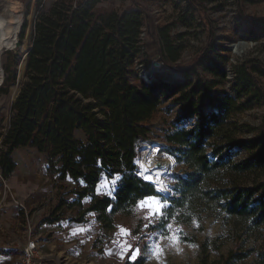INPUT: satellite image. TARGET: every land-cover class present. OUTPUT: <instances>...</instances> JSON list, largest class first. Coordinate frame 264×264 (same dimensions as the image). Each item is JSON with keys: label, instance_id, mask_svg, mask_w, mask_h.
<instances>
[{"label": "trees", "instance_id": "obj_1", "mask_svg": "<svg viewBox=\"0 0 264 264\" xmlns=\"http://www.w3.org/2000/svg\"><path fill=\"white\" fill-rule=\"evenodd\" d=\"M108 1L53 0L47 6V0H35L24 79L0 135V177L8 180L14 172L15 151L30 148L46 155L47 172L58 183L76 186L68 192L75 196L73 201L59 202L55 209L57 213L63 205L76 208L74 222L81 223L91 213L103 228L110 229L116 216L130 215L144 197L156 195L166 201L163 208L168 219L176 211L207 207L248 229L264 226V115L255 130L249 124L231 122L242 106L233 97L210 95L216 86L213 81H189L184 65L176 66L184 76L182 83L134 85L136 64H147L144 55L154 51L164 60V37L147 14L145 0H131L132 10L97 13L98 6ZM245 1L233 0L236 16L257 39L264 32V16L243 14ZM189 2L208 21L205 9L195 0ZM26 27L24 21L20 39ZM207 36L193 63L214 49L212 26ZM9 55L13 58L3 66L0 92L17 82L15 66L20 59ZM170 60L176 61V56ZM233 74L236 93L264 99L262 61L248 59L234 66ZM172 98L179 106L176 121H189L191 127L174 126L164 133L165 144L158 152L174 159L181 171L172 178L171 195L163 198L137 175L136 159L139 144L150 132L146 123ZM204 105L212 109L204 110ZM240 129L252 132V137L245 141L236 136ZM240 152L246 156L234 159ZM103 177L117 178L112 197L96 194ZM84 199L88 200L85 208ZM52 216L46 219L49 224L60 220Z\"/></svg>", "mask_w": 264, "mask_h": 264}, {"label": "rangeland", "instance_id": "obj_2", "mask_svg": "<svg viewBox=\"0 0 264 264\" xmlns=\"http://www.w3.org/2000/svg\"><path fill=\"white\" fill-rule=\"evenodd\" d=\"M9 1L20 4L17 13L22 16L21 25L26 21L27 27L22 39L18 37L19 32L17 34L20 46L3 50L0 54V70L4 78L3 66L13 58L9 53H13L15 59H20L15 66L18 75L16 84L8 87L6 92H0V135L7 127L10 107L19 90L20 66L30 44H23V40L27 31L32 29L36 15L35 0H0V15ZM52 1L47 0L46 5ZM195 1L205 9L208 21L189 0H145L147 14L164 37L165 58H158L151 51L143 57L147 59L144 66H150V62L156 59L163 61L170 69L173 66L176 69L177 65L188 66L189 81H213L216 86L210 95L233 97L242 106L241 111L232 115L231 122L236 121L239 126L249 124L252 129H258L264 115V99L254 94L245 96L235 92L233 67L253 58L264 64V32L258 33L257 39L251 36L250 26L238 20L233 0ZM134 8L131 0H109L98 6L97 13L110 9L123 12ZM241 8L247 16H264V0H246ZM210 24L215 35L214 49L200 62L193 63L207 43ZM143 37L148 40L145 34ZM237 43H243L238 47L242 50L241 54L227 50ZM171 55L176 56V61L170 60ZM136 71L131 80L139 86L137 67ZM165 75L169 76V73ZM182 78L184 80V76ZM261 86L264 89L263 77ZM178 107L173 103V98L165 100L146 123L150 132L137 150L138 173L140 167L137 161L142 146L148 145L158 151L165 144L163 136L167 129L174 126L191 127L189 121H176ZM203 109L210 110L212 107L204 105ZM236 136L248 141L252 132L246 133L240 129L236 131ZM159 155L163 159H172L165 153L159 152ZM245 156L244 152H240L234 159L241 160ZM12 157L16 163L14 172L8 180L0 177V264L10 261L8 256H19L22 246L29 240L37 242V255L43 259V264H129V256H136L135 262L138 264H264V226L248 229L245 224L234 222L207 207L176 211L168 219L164 214L150 216L146 208L137 205L130 215L116 216L110 229L103 228L91 213L82 217L81 225H75L80 224L72 220L77 216L76 208L63 205L57 213L55 209H58L59 202L73 201L75 196L68 192L76 186L70 182L58 183L56 177L47 172L45 154L24 148L15 151ZM172 161L173 167L166 175L170 194L166 196L160 193L163 198L171 195L172 178L181 171V167L174 164V159ZM145 171L148 169L144 168L141 172L144 174ZM261 179L264 181V174ZM116 180L103 177L96 194L112 197ZM159 199L163 201V207L167 205L166 201ZM87 204L88 200L84 199L83 208ZM52 213V218L60 217L57 226L46 222ZM49 226L56 230L47 231ZM230 255L239 258H229Z\"/></svg>", "mask_w": 264, "mask_h": 264}, {"label": "bare ground", "instance_id": "obj_3", "mask_svg": "<svg viewBox=\"0 0 264 264\" xmlns=\"http://www.w3.org/2000/svg\"><path fill=\"white\" fill-rule=\"evenodd\" d=\"M20 7V4L14 1H9L4 9V13L0 15V54L3 50L13 49L15 42L17 40V34L20 29L22 22L21 14H18L17 11ZM29 19V17H28ZM30 42V30L27 31L23 44L28 45ZM236 54H241L242 50L239 48L236 49ZM20 77L23 71V62L20 66ZM160 72L157 68H154L146 73V76L151 75L152 73ZM0 75L2 72L0 70ZM173 77V76H172ZM2 82V77L0 76V84ZM138 164L140 167V172L147 168L148 171L141 172L143 178L151 180L152 184L156 187L157 191L163 193V189L167 188V179L166 175L170 173V170L173 167V161L170 158L163 159L159 155V152L156 148H152L148 145H144L141 149ZM161 164V167L156 169L154 166L156 164Z\"/></svg>", "mask_w": 264, "mask_h": 264}, {"label": "built area", "instance_id": "obj_4", "mask_svg": "<svg viewBox=\"0 0 264 264\" xmlns=\"http://www.w3.org/2000/svg\"><path fill=\"white\" fill-rule=\"evenodd\" d=\"M157 68L160 72L152 73L149 76H146V73L150 70ZM138 74L137 79L139 82H143L146 86H150L153 84H157L159 81L165 82L168 85L179 84L183 82L182 75L179 71L175 69L173 66L171 69L164 65L160 59H156L155 61L150 62V66L138 65L137 66ZM165 73H169V76L165 75ZM2 77L3 82V75ZM173 76V77H172ZM1 82V84H2ZM0 84V86H1ZM38 244L36 241L29 240L25 243L21 250L20 255L15 257L13 261L8 264H43V259L38 257Z\"/></svg>", "mask_w": 264, "mask_h": 264}, {"label": "snow or ice", "instance_id": "obj_5", "mask_svg": "<svg viewBox=\"0 0 264 264\" xmlns=\"http://www.w3.org/2000/svg\"><path fill=\"white\" fill-rule=\"evenodd\" d=\"M144 182L146 184H150L151 180L145 177ZM138 207L142 209L146 208L150 216H156V215L162 216L164 214L163 201H161L159 197L156 195L144 197V199L139 202ZM137 252H139V249H137ZM136 259H137L136 256H129L128 257L129 264H135Z\"/></svg>", "mask_w": 264, "mask_h": 264}, {"label": "water", "instance_id": "obj_6", "mask_svg": "<svg viewBox=\"0 0 264 264\" xmlns=\"http://www.w3.org/2000/svg\"><path fill=\"white\" fill-rule=\"evenodd\" d=\"M31 33H32V29H30V40H31ZM20 46V41L17 39L16 40V42H15V48H17V47H19ZM239 46H243V43H237V44H232V45H230V47H228L227 48V50H231L233 53H235L236 54V49L239 47ZM26 59V57L24 58V60ZM24 72H25V61L23 62V71H22V74H21V77H20V75H19V79L21 80V82L23 81V79H24ZM21 84V83H20ZM20 86V85H19ZM14 101V100H13ZM2 139V138H1ZM141 148H143V146L141 147ZM174 164H175V161H174ZM156 169H158L159 167H161V164L159 163H157L155 166H154ZM139 177H141L142 178V180L143 181H145V178H143L142 177V175H141V172H139L138 174H137ZM151 185H153L152 184V182L150 183ZM169 184H168V182H167V188H165V189H163L162 191H163V193L162 194H164V195H169L170 194V192H169V186H168ZM154 186V185H153ZM155 189H156V187H155ZM156 192L158 193V194H160L161 192L159 191H157V189H156Z\"/></svg>", "mask_w": 264, "mask_h": 264}, {"label": "crops", "instance_id": "obj_7", "mask_svg": "<svg viewBox=\"0 0 264 264\" xmlns=\"http://www.w3.org/2000/svg\"><path fill=\"white\" fill-rule=\"evenodd\" d=\"M60 222V221H59ZM46 223V222H45ZM54 226H57V224H58V222H55V223H52ZM52 225V226H53ZM75 225H81V223L80 224H75ZM51 226V225H50ZM50 226H49V229H47V231H55L56 230V228H54V229H51L50 228ZM66 228H71V226H65ZM66 231H74V230H66ZM7 258H11L10 259V261H8L7 263H5V264H8V263H10L11 261H13V259H14V257L12 258V257H10V256H8Z\"/></svg>", "mask_w": 264, "mask_h": 264}]
</instances>
